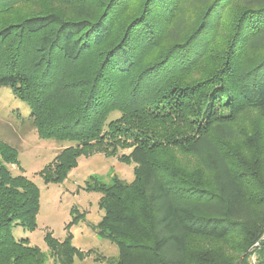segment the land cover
<instances>
[{
	"label": "trees",
	"instance_id": "16d2710c",
	"mask_svg": "<svg viewBox=\"0 0 264 264\" xmlns=\"http://www.w3.org/2000/svg\"><path fill=\"white\" fill-rule=\"evenodd\" d=\"M35 1L0 0V11ZM34 7L0 26V88L29 104L41 139L70 142L46 183L63 182L82 156L131 148L133 180L91 177L84 189L101 195L93 229L119 248L108 264H264V0ZM250 111L258 122L244 126ZM12 164L19 151L0 138V264H46L14 233L37 228L40 190ZM77 219L63 241L46 234L60 264L83 258L71 244ZM231 235L243 260L190 246Z\"/></svg>",
	"mask_w": 264,
	"mask_h": 264
},
{
	"label": "rangeland",
	"instance_id": "374dc122",
	"mask_svg": "<svg viewBox=\"0 0 264 264\" xmlns=\"http://www.w3.org/2000/svg\"><path fill=\"white\" fill-rule=\"evenodd\" d=\"M36 3L23 2L13 7L0 11V26L11 22L20 21L22 18L33 13L34 6L42 5L48 8V0H36ZM111 41L108 39L97 50H107ZM97 52V51H95ZM89 55H94V53ZM82 74V72H79ZM61 92L56 89L55 94ZM121 114L113 112L109 119H116ZM256 111L247 112L241 116V123L250 127L258 122ZM31 108L29 104L17 98L12 90L7 87L0 88V138L16 147L19 151L20 167L11 165L13 174H24L27 179L33 181L40 190V211L37 216V228L29 231L23 228L15 229L18 238H29L32 245L38 246L46 254V264H60L58 256L52 255L46 234L63 241L68 234L67 225L78 216V221L70 227L72 243L82 251L83 258H76L74 264H108L107 259L115 257L119 253L116 243L99 235L93 225L102 218L103 211L99 209L98 192L84 190L86 182L95 177L100 181L110 182L114 177L126 179L134 178V163L128 157L131 151L129 146H108L107 155L103 152H94L89 156H82L79 163L68 174L63 182L46 183L42 172H49L55 164L57 154L70 142H59L55 139H41L38 130L31 121ZM192 163V159H190ZM74 210V211H73ZM230 239V240H228ZM227 241L194 237L191 248L207 250L221 249L229 253L235 259L243 260L239 250L238 236L231 235ZM256 257H250L248 264H256ZM233 260V259H232Z\"/></svg>",
	"mask_w": 264,
	"mask_h": 264
}]
</instances>
